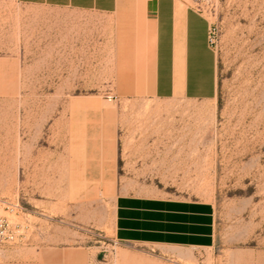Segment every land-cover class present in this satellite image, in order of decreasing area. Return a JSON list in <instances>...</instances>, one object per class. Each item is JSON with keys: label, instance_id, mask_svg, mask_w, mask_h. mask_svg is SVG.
<instances>
[{"label": "rangeland", "instance_id": "374dc122", "mask_svg": "<svg viewBox=\"0 0 264 264\" xmlns=\"http://www.w3.org/2000/svg\"><path fill=\"white\" fill-rule=\"evenodd\" d=\"M185 1L211 22L213 101L69 91L89 79L69 53L90 23L0 0V215L15 204L26 226L0 264L48 246L101 264H264V0ZM119 194L213 203L215 248L116 243Z\"/></svg>", "mask_w": 264, "mask_h": 264}, {"label": "crops", "instance_id": "0c3cea01", "mask_svg": "<svg viewBox=\"0 0 264 264\" xmlns=\"http://www.w3.org/2000/svg\"><path fill=\"white\" fill-rule=\"evenodd\" d=\"M15 1L68 11L92 26L91 35L77 36L69 53L70 67L89 79L77 81L69 91L141 92L157 100L192 102L217 97L211 22L185 0ZM113 238L118 244L211 250L216 245L215 207L198 200L119 194ZM33 249L35 255L22 251L20 258L3 264H101L99 253L81 246Z\"/></svg>", "mask_w": 264, "mask_h": 264}, {"label": "built area", "instance_id": "2783aa9c", "mask_svg": "<svg viewBox=\"0 0 264 264\" xmlns=\"http://www.w3.org/2000/svg\"><path fill=\"white\" fill-rule=\"evenodd\" d=\"M209 42L213 44L211 30ZM109 100H112V97ZM4 208L9 216L0 215V255L8 248L22 245L26 239V226L12 218L19 207L15 204L4 203Z\"/></svg>", "mask_w": 264, "mask_h": 264}, {"label": "bare ground", "instance_id": "6f19581e", "mask_svg": "<svg viewBox=\"0 0 264 264\" xmlns=\"http://www.w3.org/2000/svg\"><path fill=\"white\" fill-rule=\"evenodd\" d=\"M147 108V107H146ZM145 110V109H144ZM147 110V109H146ZM145 112V111H144Z\"/></svg>", "mask_w": 264, "mask_h": 264}]
</instances>
